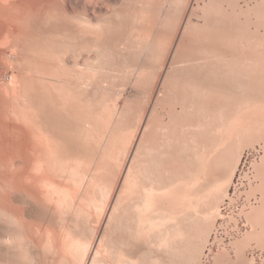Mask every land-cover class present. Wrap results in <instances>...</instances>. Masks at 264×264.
Segmentation results:
<instances>
[{
    "label": "bare ground",
    "instance_id": "1",
    "mask_svg": "<svg viewBox=\"0 0 264 264\" xmlns=\"http://www.w3.org/2000/svg\"><path fill=\"white\" fill-rule=\"evenodd\" d=\"M135 1L132 27L129 32H121L123 40L117 38L121 42H116L114 48L117 45L121 52H135L131 54L135 63H128L127 69L122 67L126 71L120 70L131 74L129 83L134 86L153 83L151 97L158 76L153 78L155 75L149 73L147 69L151 68L147 65L146 68L143 58L153 60V65L156 63L157 54L152 52L157 44L161 46L159 42L156 44V19L162 15L165 23L173 18L170 15L182 12L179 17L185 20L171 56V69L161 81L162 90L157 93L149 117L144 120L142 116L137 126H133L135 132L130 139L126 133L130 127L123 126L125 104L113 105L115 99L107 103L104 96L108 91L103 92L102 98L111 107L100 103L102 98L99 103L92 101L95 93L90 95L91 100L80 97L85 90L94 87L97 92L100 87V92L101 87L108 86H104L106 77L99 78L101 71L91 65L69 71L71 67L66 69V59L62 60L69 50L76 51L75 54L94 50L103 59L108 39L112 38L108 34L110 20L103 25L92 24L87 17L76 18L65 5L66 0H1V17L18 25L11 30L6 28V34H1L3 44L7 42L15 56L22 52V58L16 59L24 66L33 65L32 69L29 66L23 69V75L30 74L33 81H30L32 85L24 83L28 82L24 81L25 77L19 71H12L0 84V264H202L215 219L221 216L220 203L228 197L243 149L261 142L264 150V33H259L261 28L257 29L254 21L252 24L260 36L257 31H253L256 37L240 35L242 27L239 30L233 17L238 0H219L222 6L216 4L219 10L215 7L216 0ZM192 1L201 10L197 16L202 20L200 26L191 21ZM88 2L92 0H85L87 4H81V8L88 6ZM243 11L239 8L238 15ZM120 18L117 17L122 22L124 16ZM120 24L115 27L120 28ZM44 35L53 37V42L57 39L55 43L59 47L51 44L49 38L48 44L43 42V37L41 41L48 47L43 43L39 46L38 39L37 43L31 39ZM171 40L168 52L174 44V39ZM26 49L30 54H23ZM18 51L21 52L16 54ZM121 57L118 56L122 60ZM75 63L77 68L80 64ZM77 90H81L80 94ZM79 101L81 105L84 103L81 108L76 103ZM157 109L165 111L166 121L157 116ZM47 112L56 124L60 118L63 124L72 120L74 130L70 131V137L75 145L93 147L87 165L79 157L61 156L63 139H60L65 138L67 130L64 136L61 128L60 134H54L59 125L49 122L53 117L46 121ZM50 123L54 126H47ZM68 123L69 131L72 125L71 121ZM51 127L54 132H50ZM99 127L103 131L98 132ZM138 132L140 138L134 145ZM115 151L119 152L117 161L122 158V163L114 179L105 167ZM260 161L255 165L254 179L261 183L249 190L250 195L260 194L259 203L245 213L251 230L233 244L236 261L241 264H253V259L245 256L251 241L260 249L264 247V155ZM102 174L106 180L98 182ZM225 254L226 251L221 255ZM217 258H213L214 264Z\"/></svg>",
    "mask_w": 264,
    "mask_h": 264
},
{
    "label": "rangeland",
    "instance_id": "2",
    "mask_svg": "<svg viewBox=\"0 0 264 264\" xmlns=\"http://www.w3.org/2000/svg\"><path fill=\"white\" fill-rule=\"evenodd\" d=\"M2 1H4V0H2ZM62 0H60V2H61ZM84 1V2H83ZM90 1V0H89ZM110 1V2H109ZM121 1H123V0H121ZM119 2V0H101V1H99V0H92V2H88L89 3V7L90 8H88V6L86 5V6H84L83 7V5L84 4H87V3H85V0H69V1H67L66 0V3L67 4H65L67 7H68V9L70 10V12H71V15L73 16L74 15V17L76 16V18H79V19H85V17H87L86 19L87 20H89L90 22H92V24H98V23H100V24H106V21H108V20H110V21H108V23H111V24H109V27H110V33L108 32V34H109V37H112L110 40L108 39V42H107V45H108V47H106L107 49V53H106V55H104V56H106V57H104L103 56V59H102V56H100L99 57V54L96 52V54L98 55H96L95 54V51L94 50H88V51H85V50H83L82 52L80 51H78V53L80 54H78V53H76L75 54V52L76 51H71V50H69L70 52H66V56H65V54L62 56V60L64 61V59H66L65 61H64V63H66V69L68 70V68L69 67H71L70 69H69V71H74L75 69L77 70V71H79L80 69H79V67L81 68V67H83L84 65H91V66H94L95 68H97V70H99V71H101V73H98V75H99V78H101L100 76H102L103 78L104 77H106V78H104V79H106L105 80V84H104V80H101V83L102 84H104V86H106V85H108V86H106L105 88H102L101 87V91L100 92H98L99 90H100V87H98L99 89H96V91L98 92H95V88L93 89L92 88V90H85L84 91V94L86 95V96H84V94L82 95V92H81V96L80 97H83V99H86L87 97H89L90 99L89 100H91V98L93 97V99H92V101H97L98 102V100L100 101V98H102L103 97V95H105V94H107L108 92V94L107 95H105L104 97L106 98H104V100H108V102L107 103H109V100L111 99V100H114L115 99V101H114V103H112L111 101H110V103H112L113 105H115V103H118V104H116V105H119L120 107L121 106H123L124 104V108H127V109H125V111L127 112H125L126 114V118H124V122H123V126L124 127H126V128H129L130 127V129H128L127 130V135H128V137L131 139L132 138V136H133V134H134V132H135V127L137 126V124L136 123H138L139 122V120L141 119V117L143 116V118H144V120H146L148 117H149V114H150V109H152V106H153V102L156 100V98H157V96H158V94L157 93H159L161 90H162V82L161 81H163V77L165 76V74H166V72L168 71V70H170L171 68H170V66H169V63H170V61H171V56H173V50L175 51V47H176V45H177V43H178V40H179V38L181 37V34H182V31H183V25H184V20L185 19H183V20H181V18L179 17L180 15H182V12H181V14L178 12H176V13H174L173 15L174 16H171L170 15V17L172 18V19H170V18H168L167 20L169 21H166L165 23H163L164 21V19L160 16V18H158V19H156L157 20V22H158V24H157V35H156V40H158L157 42H156V44L159 42L160 44H161V46L159 45V44H157V47H158V45L160 46V47H156V49H153V52L151 51L152 49H148L149 51H147V53L149 52V53H153V54H157L156 55V63L153 65V60H148V58L147 59H145L144 60V58H143V63L145 64V66L147 65V66H149L151 69H147L148 71L150 70V72L149 73H151V72H153V76L155 75V77H153L154 79H157V76H158V84H157V87H156V89L154 90V93L152 94V97H151V91H152V88H153V83L151 84V82H141L140 83V85H136V86H134L135 84L134 83H129L130 82V79L129 78H131L130 77V73L129 74H125V72L124 71H126V70H124L123 68H125V69H127V67L129 66L128 65V63H130V65H133V63H135L134 61H135V59H134V57L131 55V54H133V53H135V52H132V51H126V53H125V51H123V52H121L122 50H119V49H116L117 48V45H116V48H114L115 46V44H116V42L117 41H119V40H117V38L119 39V37H121V41L123 40L122 39V35H123V33H121V32H125V31H128L129 32V28H131L132 26V23H133V21H134V19H135V14H136V11H135V8H136V6H137V4H136V1L135 0H127V2H128V4H127V2H126V0H124L123 1V4H122V2ZM206 1V3L209 1V0H205ZM217 1V0H216ZM216 1H214L215 2V7H217V9L219 10L222 6H221V4H220V1L218 0V2H216ZM0 2H1V0H0ZM77 2V3H76ZM83 2V3H82ZM103 2V3H102ZM105 2V3H104ZM109 2V5L107 4V3ZM117 4H119V5H117V7H116V3ZM119 2V3H118ZM261 2H262V4H261ZM69 3V4H68ZM101 3V4H100ZM111 3V4H110ZM124 3H126L127 5H125ZM217 3H219L220 4V6H219V4H217ZM264 0H238V4H239V6H237L236 5V9H235V13H233V17H234V19H235V22H237L236 24L238 25V26H240V29L239 30H241V27H242V30L241 31H239L240 32V35H244V36H248L249 37V35H252V37L255 35V37L256 36H258L259 34H258V31H259V33L260 34H263L264 33V29H263V26H264V15H261V14H264ZM5 4V3H4ZM81 4H83L82 5V8H81ZM92 4V5H91ZM95 4V5H94ZM220 7H218L217 5ZM247 4V5H246ZM1 5V4H0ZM3 5V4H2ZM2 5H1V7H2ZM103 5H105V6H103ZM113 5V6H112ZM122 5H125V6H122ZM198 5H202V1H200L199 3H198ZM223 5V4H222ZM74 6V7H73ZM79 6V7H78ZM115 6V7H114ZM225 6V5H224ZM77 7V8H76ZM109 7H111V8H109ZM243 8V10H245V12L243 11V14L241 13L240 15H238L239 14V8ZM249 7V8H248ZM85 8H86V11H87V13H86V11H85ZM121 8V9H120ZM123 8H125V10L127 9V12L126 11H124V9ZM247 8H248V12L246 11L247 10ZM251 8V9H250ZM76 9V10H75ZM80 9V10H79ZM90 9H91V11H90ZM94 9H95V11H94ZM123 9V10H122ZM255 9V10H254ZM78 10V11H77ZM89 10V11H88ZM109 10V11H108ZM85 11V13H83ZM93 11V12H92ZM121 11V12H125L124 14H122V13H120V14H118L119 12ZM154 11V13H156V16H157V14H158V11H157V9L155 8V10H153ZM190 11H192V12H194L193 14V16H192V18H191V21H192V23L194 24V25H197V26H200V25H202V20L199 18V17H197L198 15L200 16L201 15V10L200 9H198V7H197V2H195V1H192L191 2V6H190V10H189V13H190ZM258 11V12H257ZM95 12V13H94ZM247 12V13H246ZM251 12V13H250ZM252 12H254V14L252 13ZM255 12H257L256 13V16H255ZM262 12V13H261ZM93 13V14H92ZM249 13V14H248ZM260 13V14H259ZM116 14L118 15V16H116ZM121 14L124 16V18H123V16H121ZM161 14V13H160ZM159 14V15H160ZM180 14V15H179ZM196 14V15H195ZM248 14V15H247ZM104 15V16H103ZM120 15V16H119ZM127 16V18H126V16ZM178 16V18H177V16ZM244 15H245V19H249V17H250V19H249V22H246L247 20H245L244 19ZM248 17H247V16ZM255 16V18H254V16ZM2 16H4V15H2ZM253 16V17H252ZM5 17V16H4ZM117 17H121L120 19H122V22H120L121 20H119V19H117ZM185 17H186V15H185ZM256 17H259V18H256ZM258 20V22H263V24L260 26V24L257 22L256 23V21ZM118 20V21H117ZM125 20H128L127 21V23H126V21ZM180 20V21H179ZM245 20V21H244ZM0 21H1V23H0V36H1V34L4 32L5 33V31H7L6 30V28L9 30H11V29H14V28H16L15 26H17L18 27V25L17 24H15V23H11L10 21V23L7 21V19L5 20V18L3 19V17H1V15H0ZM255 21V22H254ZM3 22H4V24H3ZM181 22V23H180ZM245 22H246V24H245ZM254 22V23H253ZM113 23V24H112ZM116 23H117V25H116ZM118 23L120 24V23H122V24H120L121 25V29L120 28H118L119 26H118ZM127 24L126 25V27H125V25L124 24ZM170 24V25H167V24ZM178 25H177V24ZM243 25H242V24ZM257 24V29H260V30H256V27L255 26H253V24ZM247 24H248V26H247ZM249 24H250V26H249ZM252 24V25H251ZM7 25V26H6ZM11 27H10V26ZM110 25H112V26H110ZM114 25V26H113ZM3 26V27H2ZM4 26H5V28H4ZM32 26V24L30 25V27ZM115 26H118V27H115ZM129 26V27H128ZM244 26H246L245 28L246 29H248L247 31H245V28H244V30H243V27ZM260 27V28H259ZM113 30H112V29ZM115 28H118L117 30L115 29ZM179 28V29H178ZM239 28V27H238ZM250 28V29H249ZM35 29V27L34 28H32V30H34ZM174 30V31H173ZM250 30V31H249ZM112 31H113V34H112ZM171 31V32H170ZM242 31H244V32H242ZM252 31V32H251ZM253 31L255 32V31H257V32H255L256 34H258V35H256L255 33H253ZM117 32V33H116ZM176 32V33H175ZM236 32H238V31H236ZM245 33V34H242V33ZM249 32V33H248ZM3 33V34H4ZM121 33V34H120ZM178 33V34H177ZM6 34V33H5ZM107 34V35H108ZM111 34V35H110ZM126 34H127V32H126ZM125 34V35H126ZM173 34V35H172ZM239 34V33H238ZM248 34V35H247ZM47 35V34H46ZM114 35V36H113ZM128 35V34H127ZM126 35V37H128ZM4 36V35H3ZM3 36H1L0 37V76L2 77H0V84H2L3 83V81H4V77L6 76V74L7 75H9V73H12V71H14V72H20V75L22 76V77H25V78H23L24 79V81L25 80H27L28 82H24V83H27V84H30L33 80H30L29 79V77H30V74L29 75H26V76H24L25 74H27V73H25L24 75H23V72H25L24 70H26L27 69V67L29 66V68H31L33 65H31L30 63H29V65H26V64H28V63H26L25 65L27 66H24L22 63H21V61L20 60H17V59H20V58H22V56H21V54H22V52L20 53L19 51L16 53V54H18V53H20V56H19V54L17 55V56H19V57H17V56H15V52H13L11 49H10V46L8 45V43L6 42V44L4 43L3 44V39H2V37ZM48 36V35H47ZM47 36H41V38L39 37V38H31L32 39V41L35 39V42H36V40L38 41V45L40 46V44L42 45V43L43 42H48L49 40H51L50 41V43L51 44H53V43H55L56 41H57V39H56V41H55V38H54V41L55 42H53V37H52V39H50L49 37H47ZM174 36V37H173ZM260 36V35H259ZM262 36V35H261ZM42 37L44 38V40H45V37H46V39L47 40H43V42H41L42 41ZM125 39H126V37L125 36H123ZM157 37L160 39H157ZM176 37V38H175ZM242 37V36H241ZM251 37V36H250ZM48 38H49V40H48ZM67 40H69V38H66ZM171 39H174L173 40V42H172V47H171V50L168 52V48H169V44L171 43ZM1 40H2V42H1ZM58 40H60V39H58ZM83 40H85V39H83ZM82 40V41H83ZM117 40V41H116ZM171 40V41H170ZM32 41H30V42H32ZM81 41V43L83 44L84 42H82ZM120 41V42H121ZM169 41V42H168ZM30 42H29V44H30ZM35 42H32L34 45L37 43H35ZM58 42V41H57ZM64 42H66V40L64 41ZM67 42H69V41H67ZM66 42V43H67ZM70 42H72V43H75L74 41H70ZM69 42V43H70ZM120 42H117V44L118 43H120ZM31 43V44H32ZM49 43V44H50ZM2 44V45H1ZM31 45V46H34V45ZM43 44H45V43H43ZM48 44V43H47ZM47 44H45V46H47ZM57 43H55V45H56ZM85 44V43H84ZM5 45H8L7 47H4ZM37 45V44H36ZM54 45V46H55ZM48 46H50V45H48ZM47 46V47H48ZM165 46V47H164ZM52 47V46H51ZM55 47H59V46H55ZM161 48H163V50H161ZM52 49H54V48H52ZM55 50H57V48L55 49ZM87 50V49H86ZM17 51V50H16ZM27 51H29V49H26V52L24 51L23 52V54L24 53H27ZM105 51V50H104ZM134 51V50H133ZM145 51V52H146ZM14 54H13V53ZM73 52V56H72V53ZM29 53V52H28ZM27 53V54H28ZM104 53V54H105ZM117 53V54H116ZM121 53H123V54H121ZM162 53H164V54H162ZM30 54V53H29ZM79 55V57L78 56H76L77 58H75V55ZM129 54V55H128ZM167 54H169V56L168 57H166L167 56ZM172 54V55H171ZM110 55V56H109ZM162 57H161V56ZM25 56V55H24ZM97 56V57H96ZM117 56V57H116ZM118 56H124V57H126V58H124V57H121L122 58V60L121 59H119L118 58ZM129 56H131V57H129ZM99 57V60H97V58ZM109 57V58H108ZM163 57H164V59H163ZM17 58V59H16ZM74 58V59H73ZM108 58V59H107ZM128 58V60H126ZM131 58V59H130ZM168 58V59H167ZM88 59H90L91 61H89ZM124 59V60H123ZM133 59H134V61H133ZM167 59V60H166ZM77 60V61H76ZM88 60V61H87ZM93 60V61H92ZM95 60V61H94ZM99 61V62H97V61ZM103 60V61H102ZM104 60H107V61H104ZM147 60H148V62H147ZM159 60V61H158ZM17 61H20V62H17ZM67 61V62H66ZM132 63H131V62ZM74 62V63H73ZM75 62H77V65L78 64H80V65H82V66H80V65H78L77 66V68H76V63ZM88 62H90V63H87ZM97 62V63H96ZM104 62H106V63H104ZM113 62V63H112ZM127 64H126V63ZM141 62H142V59H141ZM152 63V66H154V67H152L151 65H149V64H151ZM72 64V66H70V64ZM105 65H104V64ZM119 63H120V65H119ZM21 64L23 65V66H21ZM33 64V63H32ZM69 66H68V65ZM116 64V65H115ZM100 65V66H99ZM102 65V66H101ZM104 65V66H103ZM114 65V66H113ZM31 66V67H30ZM106 66V67H105ZM113 66V67H112ZM119 66V67H118ZM146 66V68H149V67H147ZM48 68H49V66H47ZM108 67V68H107ZM112 67V70L110 69ZM115 67V68H114ZM123 67V68H122ZM25 68V69H24ZM100 68V69H99ZM103 68V70H101ZM114 68V69H113ZM16 69H17V71H16ZM24 69V70H23ZM32 69V68H31ZM46 69V68H45ZM104 69H105V71L106 72H104V73H102L103 71H104ZM124 70V71H121V70ZM153 69V70H152ZM75 70V71H76ZM107 70H108V72H107ZM2 71V72H1ZM74 71V72H75ZM13 72V73H14ZM22 72V73H21ZM123 72V73H122ZM107 73V74H106ZM121 73V74H120ZM5 74V75H4ZM102 74V75H101ZM105 74V75H104ZM117 74V75H116ZM127 75V76H126ZM108 76V77H107ZM110 76V77H109ZM27 78V79H26ZM103 78H101V79H103ZM29 79V80H28ZM108 80V82H106ZM20 81L22 82V84H23V80H21V77H20ZM31 81V82H30ZM150 83V84H149ZM33 84H35V83H33ZM101 84V85H102ZM131 84L133 85V87L131 86ZM31 85H32V83H31ZM100 85V86H101ZM103 86V85H102ZM103 86V87H104ZM139 87V88H138ZM103 90V91H102ZM104 90H106V91H104ZM77 91H79V94H80V91L81 90H77ZM83 91V90H82ZM87 91V92H86ZM91 93H90V92ZM108 91V92H107ZM103 92L105 93V94H103ZM78 93V92H77ZM76 93V94H77ZM95 93V94H94ZM97 93V94H96ZM121 93V94H120ZM89 94V95H88ZM94 94V95H93ZM103 94V95H102ZM157 94V95H156ZM2 95V94H1ZM0 95V96H1ZM90 95L92 96V97H90ZM95 95H97L96 97H95ZM100 95V96H99ZM102 95V96H101ZM119 95H121V96H119ZM98 96H99V98H98ZM120 98H119V97ZM85 97V98H84ZM97 98V99H95V98ZM107 97H108V99H107ZM1 98V97H0ZM3 98V97H2ZM4 99V98H3ZM2 99V100H3ZM151 101H150V100ZM1 100V99H0ZM102 100V102H100V103H103V104H105L106 106H109V107H111V106H113V105H111V104H108L107 105V103H105L106 101H104L103 100V98L101 99ZM3 101H5V99L3 100ZM2 101V102H3ZM104 101V102H103ZM1 102V101H0ZM83 102L84 103H86L84 100H83ZM77 103V106L79 107V108H81V107H83V105H84V103H83V105H81L80 103V101L79 102H76ZM99 103V102H98ZM123 103V104H122ZM79 104V105H78ZM111 105V106H110ZM149 106V107H148ZM2 107H3V104H2ZM146 107H148V108H146ZM151 107V108H150ZM4 108V107H3ZM3 108H1V109H3ZM5 110V109H4ZM158 110V114L159 115H157V116H161L163 119H164V121H166V117H167V115H166V113H165V111H163L162 109H157ZM2 112V111H1ZM141 112V113H140ZM138 113V114H137ZM2 115L4 114L5 115V113H4V111L1 113ZM47 116H48V118H47ZM62 116V115H61ZM66 115H64V117H65ZM137 116V117H136ZM49 117H51V116H49L48 115V112H47V115H46V121H47V119L48 120H50V118ZM53 117V116H52ZM51 117V118H52ZM135 117V118H134ZM165 117V118H164ZM53 119V120H52ZM51 120L52 121H49V122H55L54 121V117L52 118ZM65 119H67V116H66V118ZM70 119V118H69ZM69 119H67V120H69ZM66 120V121H67ZM137 120V121H136ZM62 121H63V119H62ZM62 121H61V118H60V122L58 123V124H56V122L54 123V125H56V127L58 126V128H56L55 130L57 131V132H55L54 134H60L59 133V128H61V131H62V133H61V135H63V133H65L64 135H65V138H68V139H65L63 136H61V137H63V138H61L60 140H64V142H63V140L61 141L62 142V144H63V147H61L60 148V154H61V156L63 157H65V158H67V159H70V158H76V157H79V159L81 158V159H83V163H85L86 165H87V163H89V161H90V159H91V156H92V150H93V147L92 146H90V145H92V144H89V146L90 147H87V146H85V148H83L82 147V145L80 144V140L78 141L79 142V144H80V146H78L77 144L75 145V143L73 142V141H71V138L72 137H70V134H71V132L70 131H73L74 130V125H73V122H72V120H69V121H71V125H72V127L70 126L69 128H70V130L68 131V127H67V125L66 124H68V125H70V123H68L69 121H67V123L66 124H63L62 123ZM65 121V122H66ZM135 121V122H134ZM49 122H46V124H49ZM53 123L51 124V125H47V126H52L53 125ZM62 123V124H61ZM126 126H125V125ZM133 124V125H132ZM136 124V126L135 127H133L134 125ZM53 125V126H54ZM61 125V126H60ZM63 125H64V127H63ZM67 128H66V127ZM132 126V127H131ZM62 127H63V129H62ZM52 128V127H51ZM49 128L50 129V132H54L55 130H54V128ZM65 128V129H64ZM72 128V129H71ZM52 130H54V131H52ZM65 130H67V131H65ZM65 131V132H64ZM98 132H101V131H103V129L102 128H98V130H97ZM68 133H69V137H67L68 136ZM139 132L137 133V135H136V137H135V140H134V145H136V143H137V141L139 140ZM67 141H69V142H67ZM69 144V146H70V142H71V146H72V148H71V146L70 147H68L67 146V143ZM64 143H66V145L64 144ZM73 143H74V145H73ZM260 145H262V143L260 142L259 143ZM134 145H132L133 146V148H134ZM260 145H257L256 143L254 144V147L252 146H247V147H245L244 149H243V151H242V155H241V157H240V160H239V163H238V166H237V170H236V172H235V174H234V176H233V179H232V182H231V185L229 186V188H228V197H226V198H224L222 201V203H220V215L221 216H219L218 218H216L215 219V223H214V226H213V228H212V232H210V235H209V237H208V242H207V244H206V246H205V248H204V251H203V256H202V264H214V259L213 258H215L216 256H218V258H217V264H241V263H239L238 261H236V253H235V248H234V246H233V244H234V242L235 241H237V240H240V239H242L245 235H246V233H248L250 230H251V225L249 224V222H248V220H247V218H246V212H248V211H250V209L252 208V207H255V206H258V203H259V198H260V194H258V193H255V194H253V195H250V189H251V187L253 186V187H255V186H257V184L259 185L260 183H261V181H259V180H257V179H254V177H255V175H256V173H255V165H258V164H260V160L262 159V156L264 155V150H263V148H261V146ZM78 146V147H77ZM69 149H68V148ZM75 147V149H73ZM76 147H77V150H76ZM81 147V148H80ZM87 147V148H86ZM92 147V148H91ZM90 148V149H89ZM131 149V151L133 152L134 151V149ZM67 149V150H66ZM65 150V151H64ZM71 150V151H70ZM75 150V151H74ZM91 151V152H90ZM61 152H63V153H61ZM65 152V153H64ZM75 152H76V154H75ZM69 153V154H68ZM72 153V154H71ZM117 153V154H116ZM131 152L128 154V158H127V160H126V163L124 164V166L125 167H127V162L129 163V160H130V158H131ZM68 155V156H67ZM69 155H70V158H69ZM117 155H119V152L118 151H115V152H113V154H111V160L112 161H109L108 162V164H107V167H105L106 168V170H108V172H109V174L110 175H112V177L115 179V176L119 173V171H120V165H121V159L119 160V161H117ZM86 159V160H85ZM89 159V160H88ZM114 160H116V161H114ZM86 161V162H85ZM115 162V163H114ZM118 165H117V164ZM84 165V164H83ZM111 165V166H110ZM85 166V165H84ZM85 168V167H84ZM115 168V169H114ZM17 169L20 171V169H21V165H20V163L18 164V166H17ZM82 169V168H81ZM80 169V170H81ZM82 170H84V169H82ZM111 170V171H110ZM117 170V171H116ZM104 177V178H103ZM121 178H122V176H121ZM101 181H100V180ZM106 180V178H105V175L104 174H102V176H100L99 178H98V182L100 181V182H104ZM94 195V193L92 192V196ZM248 198V199H247ZM243 209V210H242ZM242 212V213H241ZM236 220V221H235ZM249 230V231H248ZM249 244H250V247H249ZM248 244V247L246 248V250H245V256H246V258L248 257V259H253V264H264V247H263V249L261 250L260 248H258L257 247V244H256V242L255 241H251V243H249ZM224 251H226V254L225 255H221L222 254V252H224ZM207 255V256H206ZM219 257H220V260H219ZM252 257V258H251ZM236 261V262H235ZM220 262V263H219ZM238 262V263H237Z\"/></svg>",
    "mask_w": 264,
    "mask_h": 264
}]
</instances>
